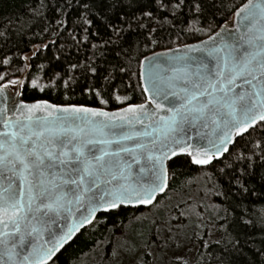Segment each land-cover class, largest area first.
<instances>
[{
  "label": "snow or ice",
  "instance_id": "1",
  "mask_svg": "<svg viewBox=\"0 0 264 264\" xmlns=\"http://www.w3.org/2000/svg\"><path fill=\"white\" fill-rule=\"evenodd\" d=\"M39 2L33 0L30 18L43 19ZM63 3L79 9L70 28L68 19L57 21L69 32L70 47L79 53L119 45V56L132 51L124 35L133 21L150 38L156 29L142 18L163 23L162 13L187 8L196 19L207 0ZM134 6L139 16L127 10ZM54 11H62L59 4ZM233 15L232 25L225 20L207 40L183 45L182 54L145 57L143 103H126L130 97L118 94L115 68L73 60L64 46L49 56H43L49 43L34 45L30 55L18 50L27 62L21 67L0 55V264H55L77 234L93 238L90 250L103 252L106 264H149L157 254L189 264L183 257L194 238L217 264H237L241 254H250L245 264H264V221L253 247L247 229L256 230V222L245 219V201L264 196V0H247ZM41 57L36 65L33 58ZM77 89L92 103L70 99ZM53 90L63 100L24 98L26 92L50 97ZM113 100L121 105L116 111L96 106ZM186 164L227 181L219 193L223 216L218 212L215 221L214 243L223 245L218 257L207 231L182 233L177 225L186 218H170L158 207L171 190L174 167ZM253 179L259 193L249 186Z\"/></svg>",
  "mask_w": 264,
  "mask_h": 264
},
{
  "label": "trees",
  "instance_id": "2",
  "mask_svg": "<svg viewBox=\"0 0 264 264\" xmlns=\"http://www.w3.org/2000/svg\"><path fill=\"white\" fill-rule=\"evenodd\" d=\"M245 0H207L205 12L198 18L194 19L189 14L187 8L177 10L175 16L168 12L162 13L161 16H167V22L149 21L147 18H142L140 23L150 25L151 28L156 30L151 33V37H148L147 28H139L135 21L132 22L131 31H126L124 39L128 41L132 46V51L129 55L117 56V53L121 51L119 45L109 46L107 49L92 50L90 48L81 47L79 53L72 47L71 36L69 32L63 27H59L57 21L61 18H66L69 21L67 27H71L73 22L77 19L79 9L65 8L63 0H40L37 5L39 15L43 19L30 18L31 13L28 11L33 3V0H0V33L4 35L0 36V55L5 53L12 56L17 60V67L25 65L27 62L23 59H18V50L22 55H30V52L34 50V45L41 43H49L50 48L44 50L43 56H49L56 52V49L64 46L72 56L73 60L80 59L85 60V57L90 60H94L96 64L108 68L110 71L115 68L113 75L116 77L114 83L119 87V93L122 96H129L130 100L126 103H142L145 97L142 94V83L139 80V64L142 58L156 50L173 48L179 45L191 43L207 37L212 34L218 25H222L225 20H230L234 11ZM216 7H212V4ZM57 4L60 5L62 11H54ZM75 9V10H74ZM129 12H135L139 16V11L134 6L127 9ZM116 22V21H114ZM45 29H48L45 31ZM211 29V30H209ZM143 33V34H141ZM107 37H105L106 39ZM115 38V37H113ZM51 41H57L55 45H52ZM66 41L68 42L66 44ZM155 41V43H153ZM128 47V44L123 46ZM101 51L103 55H101ZM36 65L42 62L41 59L33 58ZM124 67L125 71L120 72L119 68ZM24 73H18L23 75ZM41 74L39 71H34V75ZM58 93L53 90V94L48 97L45 93L39 92H26L25 99L33 98H50L53 102H60L63 100V96L57 99ZM70 99L74 101L83 102L88 100L87 95H81L79 89L72 94ZM91 104L92 101L88 100ZM107 109L120 108L121 105L112 101L108 105H96ZM239 139V138H237ZM187 159L181 157V160ZM176 175L173 177L170 174L171 190L166 195H162L160 201L164 202L169 198H176L184 191H187L193 184L199 182L209 183L211 185V193L215 204L219 207V214L223 216V207L221 206L223 197L219 195L222 191V186H227V181L216 174L214 170H207L209 177L207 181L203 179V173L197 171V166L185 165L184 167H174ZM261 169H257V172ZM250 187L255 186L257 193L260 192V183L258 179L250 181ZM226 206V205H225ZM161 208V207H160ZM184 213L189 212L187 207L183 209ZM182 211V213H183ZM183 213V215H184ZM185 216V215H184ZM186 217V216H185ZM200 217V218H199ZM192 214L189 220V228L191 232L193 230L196 233H201V236L207 231L208 235L204 237L211 245L212 253H215L218 257L220 255L218 247L214 241L217 236L211 237V229L216 230L215 221L219 219L217 213L212 215L210 223L203 221L201 216ZM251 219L256 222V230L251 227L247 229L250 237L256 240V244L253 247L259 246V239L261 233L259 228L261 222L264 221V196L253 195L245 201V219ZM91 239L87 234L74 238V242L68 244L59 254V259L54 258L55 264H97L98 257H103V252L100 250H90ZM197 250L194 257L193 264H217V261L212 259L208 249H204L200 245V240L197 239ZM248 253L247 248L244 250ZM250 254H241L237 256V264H245ZM100 261V260H99ZM52 264V262L50 263Z\"/></svg>",
  "mask_w": 264,
  "mask_h": 264
},
{
  "label": "rangeland",
  "instance_id": "3",
  "mask_svg": "<svg viewBox=\"0 0 264 264\" xmlns=\"http://www.w3.org/2000/svg\"><path fill=\"white\" fill-rule=\"evenodd\" d=\"M180 46V45H179ZM40 75V74H39ZM43 83V81H42ZM203 179L207 181V177H209V173L202 172ZM211 185L209 183L201 182L197 184H193L187 191H184L176 198H169L164 202H160L158 207L163 208L166 210V213L170 218H175L178 214L182 215L186 219L184 223L181 225H177L181 229V232L188 233L191 235L192 232L188 230L189 220L191 219L190 216L192 214L197 215L198 217L201 216L203 221H207L210 223L211 216L218 213L219 207L215 204L213 200V195L211 193ZM178 206L175 211L172 210L173 206ZM187 207L189 212L184 213L183 209ZM184 215H183V213ZM200 218V217H199ZM216 230L211 229V237L214 238ZM197 236H201V233H197ZM197 238H194L193 241L188 245L187 251L184 252V259H187L189 264H193L195 253L197 250ZM100 260V261H99ZM95 261H98L97 264H106L103 257H98ZM149 264H173V258L168 256L166 259L163 257V254H157L153 259L149 261Z\"/></svg>",
  "mask_w": 264,
  "mask_h": 264
},
{
  "label": "water",
  "instance_id": "4",
  "mask_svg": "<svg viewBox=\"0 0 264 264\" xmlns=\"http://www.w3.org/2000/svg\"><path fill=\"white\" fill-rule=\"evenodd\" d=\"M247 2V0H245L241 5H243L244 3H246ZM240 5V6H241ZM239 6V7H240ZM238 7V8H239ZM237 8V9H238ZM236 9V10H237ZM235 10V11H236ZM234 11V12H235ZM235 20H236V17L232 14V17H231V19L230 20H228V23H229V25H232L234 22H235ZM215 31H220V28L218 27ZM214 31V32H215ZM211 35V34H210ZM208 37V36H207ZM207 37H205V38H203V39H200V40H197V41H194V42H191V43H187V44H197V42L198 41H204V40H207ZM185 45V44H184ZM169 49H171V50H173L172 52H169ZM178 50V51H177ZM183 51H184V49H183V45H180V46H176V47H173V48H166V49H160V50H156V51H153V52H151V53H149V54H147V55H145L143 58H142V60L141 61H144V58L145 57H152V55H153V53H160V54H165V55H172V54H177V55H179V54H182L183 53ZM192 55H198V54H196V53H193ZM141 83H142V87H143V82L141 81ZM143 103V102H142ZM106 111H110V112H112V111H116L117 109H119V108H116V109H107V108H104ZM140 126L139 125H137V128H139ZM169 179H170V177H169ZM78 235V234H77ZM75 238V237H74ZM72 241H70L68 244H70ZM67 244V245H68ZM67 245H65V247L67 246ZM63 250V249H62ZM61 250V251H62ZM59 254V253H58ZM57 254V255H58ZM54 259V258H53ZM52 261H50L49 262V264L51 263Z\"/></svg>",
  "mask_w": 264,
  "mask_h": 264
}]
</instances>
